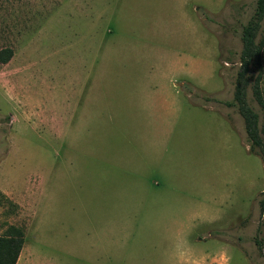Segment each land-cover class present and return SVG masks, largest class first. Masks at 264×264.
Wrapping results in <instances>:
<instances>
[{"label": "rangeland", "instance_id": "374dc122", "mask_svg": "<svg viewBox=\"0 0 264 264\" xmlns=\"http://www.w3.org/2000/svg\"><path fill=\"white\" fill-rule=\"evenodd\" d=\"M254 5L0 0V236L23 229L16 264H264V168L223 104Z\"/></svg>", "mask_w": 264, "mask_h": 264}, {"label": "trees", "instance_id": "16d2710c", "mask_svg": "<svg viewBox=\"0 0 264 264\" xmlns=\"http://www.w3.org/2000/svg\"><path fill=\"white\" fill-rule=\"evenodd\" d=\"M264 0H255L252 15L241 31V51L239 67L235 75L233 94L230 101L224 102L227 108H234L242 118L249 150L258 156L264 168ZM12 56L10 49L0 51V63L5 64ZM257 110L249 102L248 95ZM207 100V99H206ZM261 214H264V191L258 201ZM24 231L10 226L6 234L0 236V264H16L24 243ZM259 246V242L256 241Z\"/></svg>", "mask_w": 264, "mask_h": 264}, {"label": "crops", "instance_id": "0c3cea01", "mask_svg": "<svg viewBox=\"0 0 264 264\" xmlns=\"http://www.w3.org/2000/svg\"><path fill=\"white\" fill-rule=\"evenodd\" d=\"M212 259V258H211ZM210 259V260H211ZM186 263H193V264H205L203 260H190L189 258L187 259V261H185ZM209 264H212L211 261H209Z\"/></svg>", "mask_w": 264, "mask_h": 264}]
</instances>
